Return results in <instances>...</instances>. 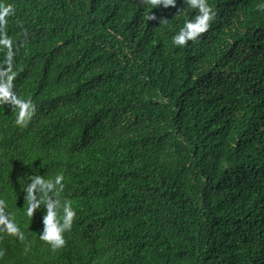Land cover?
Listing matches in <instances>:
<instances>
[{
  "label": "trees",
  "instance_id": "1",
  "mask_svg": "<svg viewBox=\"0 0 264 264\" xmlns=\"http://www.w3.org/2000/svg\"><path fill=\"white\" fill-rule=\"evenodd\" d=\"M207 3L176 46L188 0H0V96L35 105L0 100V264H264V0ZM35 174L76 212L56 250Z\"/></svg>",
  "mask_w": 264,
  "mask_h": 264
},
{
  "label": "clouds",
  "instance_id": "2",
  "mask_svg": "<svg viewBox=\"0 0 264 264\" xmlns=\"http://www.w3.org/2000/svg\"><path fill=\"white\" fill-rule=\"evenodd\" d=\"M153 6L163 5L164 7L175 6L176 0H148ZM188 3L193 7L199 9V14L193 19H186L183 27L172 37V42L176 46H184L188 41H195L200 34L206 32L210 26V22L215 18V12L207 3V0H188ZM264 7V5H262ZM13 11L11 4L3 7L0 10V26L6 23V17ZM154 18L152 14L148 19ZM4 43H7L5 40ZM14 96V94H13ZM10 92L5 91L0 100L6 103H14L19 112L16 116V124L18 126H27L32 119L35 112V105L31 100L9 99ZM63 174H57L54 178L47 179L43 175H32L25 187V198L29 202L27 215L33 216L34 210L44 204L46 209L42 217L43 229L39 234L41 241L53 249L62 248L65 243L64 233L71 230L73 219L76 216L71 201L59 198V193L63 190ZM6 202L0 200V225L4 230L12 235H18L21 239L23 233L20 232L18 225L15 222L12 213L6 211Z\"/></svg>",
  "mask_w": 264,
  "mask_h": 264
}]
</instances>
